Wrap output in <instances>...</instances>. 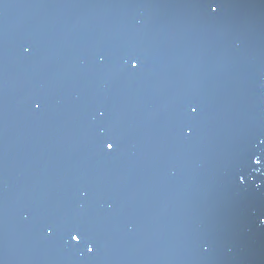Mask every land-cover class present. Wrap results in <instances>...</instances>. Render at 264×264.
<instances>
[{"label": "water", "instance_id": "obj_1", "mask_svg": "<svg viewBox=\"0 0 264 264\" xmlns=\"http://www.w3.org/2000/svg\"><path fill=\"white\" fill-rule=\"evenodd\" d=\"M218 2L0 0V264H264V0Z\"/></svg>", "mask_w": 264, "mask_h": 264}, {"label": "snow or ice", "instance_id": "obj_2", "mask_svg": "<svg viewBox=\"0 0 264 264\" xmlns=\"http://www.w3.org/2000/svg\"><path fill=\"white\" fill-rule=\"evenodd\" d=\"M205 3L207 4V6L210 8L212 13H216L218 8L220 7V4L218 2V0H205ZM129 64L132 70H136L139 67V62L138 60L135 59V57H131L129 60ZM190 111L192 114H196L198 112V107L195 105H190ZM106 150L108 151H115V142L114 141H106ZM256 164L260 163L259 159H256L254 161ZM241 183H243V181L241 180ZM261 223L264 224V219H261ZM81 233H76V234H72L71 235V239L73 241H75L77 244H80L81 242ZM87 251L89 253L93 252V248L92 247H88Z\"/></svg>", "mask_w": 264, "mask_h": 264}]
</instances>
